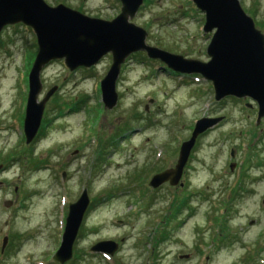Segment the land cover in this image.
I'll use <instances>...</instances> for the list:
<instances>
[{"label": "rangeland", "instance_id": "rangeland-1", "mask_svg": "<svg viewBox=\"0 0 264 264\" xmlns=\"http://www.w3.org/2000/svg\"><path fill=\"white\" fill-rule=\"evenodd\" d=\"M56 1L105 21L120 9L116 0ZM237 1L264 34V0ZM134 15L130 22L146 32L147 46L208 61L212 33H202L203 14L191 0H148ZM36 51L29 28L1 30L0 246L8 240L0 264H57L51 257L67 206L82 190L88 208L63 264H264V117L255 125L250 100L215 102L210 83L173 76L141 52L121 65L117 101L107 110L98 85L110 55L72 72L51 61L39 73L37 101L56 90L25 145L27 74ZM201 119L219 121L198 135L183 186L149 188L150 177L174 167L179 145ZM106 241L117 246L112 255L90 251Z\"/></svg>", "mask_w": 264, "mask_h": 264}, {"label": "water", "instance_id": "water-1", "mask_svg": "<svg viewBox=\"0 0 264 264\" xmlns=\"http://www.w3.org/2000/svg\"><path fill=\"white\" fill-rule=\"evenodd\" d=\"M118 16L110 21L87 17L64 5L48 7L43 0H0V32L6 26L22 24L35 36L37 52L27 75L23 134L29 144L37 133L46 101L55 92L50 89L38 102L39 73L51 61H63L68 71L93 68L110 53L111 64L99 83L103 107L111 110L117 101L115 82L126 58L144 52L151 60H158L167 70L180 75H199L211 83L216 102L232 97L249 99L257 107L256 123L264 117V35L254 28L237 0H191L204 14V34L215 30L206 46L209 60L205 63L185 59L149 47L146 32L131 24L143 0H117ZM249 107V105H247ZM219 119H201L194 125L190 138L179 145L173 168L158 173L148 186L156 189L164 183L177 186L198 135L218 124ZM231 150L230 156L233 157ZM234 165H230V170ZM182 186V184H179ZM89 200L83 190L76 202L68 205L61 243L52 260L63 264L71 259L75 240ZM4 202L3 207H10ZM6 239H3L1 252ZM116 244L101 242L90 250L112 255Z\"/></svg>", "mask_w": 264, "mask_h": 264}, {"label": "flooded vegetation", "instance_id": "flooded-vegetation-1", "mask_svg": "<svg viewBox=\"0 0 264 264\" xmlns=\"http://www.w3.org/2000/svg\"><path fill=\"white\" fill-rule=\"evenodd\" d=\"M43 1L49 6H56L59 4L64 5V1H62V2H57L56 0H43Z\"/></svg>", "mask_w": 264, "mask_h": 264}, {"label": "trees", "instance_id": "trees-1", "mask_svg": "<svg viewBox=\"0 0 264 264\" xmlns=\"http://www.w3.org/2000/svg\"><path fill=\"white\" fill-rule=\"evenodd\" d=\"M148 3V0H144V5H146ZM136 55H141V54H136ZM143 61L144 62H149L145 57H144V55H143ZM81 103V102H80ZM73 105H75V103L74 104H72L71 106H73ZM71 106H68L69 108L71 107ZM72 110V109H71Z\"/></svg>", "mask_w": 264, "mask_h": 264}]
</instances>
